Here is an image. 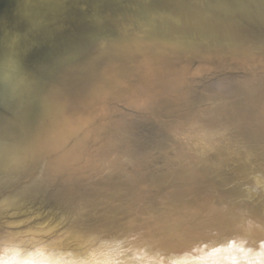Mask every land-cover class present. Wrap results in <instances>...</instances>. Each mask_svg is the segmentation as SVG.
<instances>
[{"label": "bare ground", "instance_id": "bare-ground-1", "mask_svg": "<svg viewBox=\"0 0 264 264\" xmlns=\"http://www.w3.org/2000/svg\"><path fill=\"white\" fill-rule=\"evenodd\" d=\"M220 6H213L211 15H226ZM224 26L202 20L192 30L188 24L170 31L167 24L165 32L148 25L143 35L107 43L104 56L85 62L87 73L69 81L54 77L35 95L30 88L22 90L18 108L25 110L34 97L30 100L38 103L47 124L27 128L21 143L0 144V177L43 164L45 178L73 171L117 184L115 176L126 175L129 185L122 187L127 198L109 203L118 211L113 220L92 213L90 220L52 231L61 221V210L28 223L21 235L0 230V264H264V195L253 206L240 194L215 192L204 172L217 175L220 167L205 158L200 163L204 167L194 171V164L185 163L192 155L182 149L185 144L170 140L167 133L154 147L163 151L148 155L142 148L149 140L137 133L139 124L161 111L173 112L166 125L179 138L188 136L192 120L198 131L231 128L236 138L254 140L260 149L239 144L240 165L234 173L264 180V41H251L252 31ZM197 35L203 38L197 41ZM218 35L225 42H215ZM125 68L134 80H122ZM198 92L213 100L211 105L221 106L190 111ZM68 107L72 112L65 115ZM231 134L225 140L231 141ZM210 142L204 151L216 150ZM230 146L224 150L231 151ZM247 158H253L255 167L243 170ZM173 173L180 188L153 189ZM238 184L257 191L255 184ZM117 221L123 226L109 235L116 239L100 241L101 233Z\"/></svg>", "mask_w": 264, "mask_h": 264}, {"label": "water", "instance_id": "water-1", "mask_svg": "<svg viewBox=\"0 0 264 264\" xmlns=\"http://www.w3.org/2000/svg\"><path fill=\"white\" fill-rule=\"evenodd\" d=\"M220 5L224 7L227 16L211 15L215 13L209 12L213 11V6ZM202 20L225 24L223 28L232 31L244 28L255 33V39L251 38V41H264V5L258 0H0V144L11 146L16 142L21 143L28 137L25 133L27 128H39L47 124L44 122L47 118H43V112L37 107L38 103L30 100L34 97L31 96L29 101L32 104L25 110L18 108L22 90L28 91L30 88L35 95L40 87L45 88V81H52L54 77L66 78L69 81L74 76L87 73L89 66H86L85 62L101 54L104 56L108 48L107 43L127 35H143L149 29L148 25L160 27L166 32L167 24L170 31L189 24V30H192L194 25L197 26ZM198 35L195 38L197 41L203 38ZM217 38V43L226 40L221 38V35ZM184 40L189 41L192 38ZM227 51L229 52L228 49ZM183 54L177 56L185 57ZM169 58L175 59L171 56ZM81 67L82 70L79 69ZM120 76L122 80L131 77L126 68ZM27 84L32 86L27 87ZM196 94L199 97L188 106L190 111L198 106L204 108L212 104L213 100H209L205 93ZM219 106L221 105L214 104L208 109ZM64 112L68 115L72 110L68 107ZM172 115L174 114L171 111L156 112V117L139 124L137 133L142 134L144 140H149V144L142 149H145L148 155L162 152L163 150H156L154 147L158 142L161 144L162 137L167 133L166 137L170 135V140L185 144L182 149L192 154L185 163L188 167H191V163L194 164V171L202 169L203 165L200 163L203 160L204 164L205 158L212 161L214 166L220 167L221 171L217 175H213V171L204 172V177L218 187H215V192L240 194L253 206L258 205L260 197L264 195V180L255 178V175L234 173V168L240 165L237 163L241 157L237 148L240 147L239 144L249 143L258 151V143L236 138L238 133L228 127L198 131L196 128H199V124L193 120L187 128L188 136L179 138L175 131L166 125L170 122L167 119ZM227 133H232L231 141L225 140ZM182 139L184 141H181ZM208 140H211V144H216V150L204 151V144ZM225 145H231L232 150H224ZM115 157L116 154H112L111 158ZM252 159L247 158L244 166H241L243 170L255 167L250 163ZM42 166L43 164L35 165L32 169H27V172H22L23 174L12 172L0 177L1 231L18 232L20 235L27 233L24 226L28 223L38 222L50 212L56 214L61 210V221L55 224L56 228L52 231L76 225L87 218L90 220L91 216L113 220V214L118 211L112 209L109 203L121 201L127 196L128 191L122 189L123 186L129 185L125 182L126 175L113 177L117 184L99 183L100 178L95 175L86 178L73 171L45 178ZM155 170L157 172L158 168L155 167ZM177 171L173 170L174 173ZM107 173L105 170L103 177H107ZM174 173L164 176L167 180L162 182L163 185H156L153 189L163 191L166 187L164 190L172 188L171 191H174L173 189L180 188L179 181L173 178ZM109 178L113 180L112 177ZM151 179L152 177L147 180L152 182ZM239 181L243 184H255L256 194L241 189L243 186L238 184ZM142 192L144 193L145 189ZM121 224L122 221H117L105 230V233L98 230L97 233L102 234L99 240H115L116 237L110 238L109 235L121 228ZM44 225L45 223H40L38 226ZM20 228L22 232L17 230Z\"/></svg>", "mask_w": 264, "mask_h": 264}, {"label": "rangeland", "instance_id": "rangeland-1", "mask_svg": "<svg viewBox=\"0 0 264 264\" xmlns=\"http://www.w3.org/2000/svg\"><path fill=\"white\" fill-rule=\"evenodd\" d=\"M79 108V107H78Z\"/></svg>", "mask_w": 264, "mask_h": 264}]
</instances>
